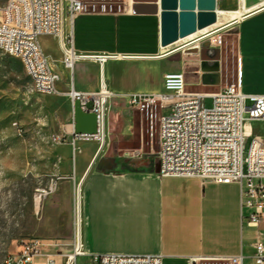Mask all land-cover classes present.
<instances>
[{
  "label": "crops",
  "instance_id": "obj_1",
  "mask_svg": "<svg viewBox=\"0 0 264 264\" xmlns=\"http://www.w3.org/2000/svg\"><path fill=\"white\" fill-rule=\"evenodd\" d=\"M240 2L248 11L240 18L217 25L206 35L216 44L217 35L234 31L231 33L233 58L223 50L212 48L213 44L204 45V51L195 53L200 54L201 70H195L196 74L188 68V61L179 56L180 47L169 52L162 50L165 45H162L160 11L134 13L127 11L128 3L120 13H82L72 27L66 26L73 31L75 49L86 56L75 63L79 66L78 80L75 69L72 74L62 73L53 60L52 67L62 76L57 85L62 93L58 94L67 97L73 108L63 130L74 146V179L82 180L81 242L90 257L102 253L162 254L164 264H178L177 261L191 258L218 259L240 253L251 259L256 228L242 218L239 185L160 176L158 161L145 148V133L150 131V126L154 129L159 115L150 118L144 109L127 112L129 107L120 98L151 85L155 80L151 71L155 67L160 68L161 91L166 73L188 72V87H199L188 91L215 92L235 84L246 94H264V0H215L216 13L219 7L235 8ZM53 39L60 51L57 39ZM210 48L216 52L208 53ZM185 53L189 52L185 50ZM101 55L108 56L102 65L97 58ZM64 73L69 82L72 80L74 87L83 92L99 91L103 77L114 95L109 104L114 106L116 123H120L119 133L127 135L128 140L138 139L139 146L119 148L109 155L106 146L101 148L97 140L77 137L74 106L66 94L69 82ZM116 96L123 102H115ZM111 123L107 113V131ZM245 131L249 137L264 135V119L247 120ZM57 260L64 261L59 256Z\"/></svg>",
  "mask_w": 264,
  "mask_h": 264
},
{
  "label": "built area",
  "instance_id": "obj_2",
  "mask_svg": "<svg viewBox=\"0 0 264 264\" xmlns=\"http://www.w3.org/2000/svg\"><path fill=\"white\" fill-rule=\"evenodd\" d=\"M87 0H8L0 6V50L24 59L38 77L36 91L58 94L62 91L57 81L61 74L52 67L40 39H57L66 62L86 56L74 46L73 26L76 17L87 10ZM105 4V3H104ZM117 13V12H113ZM223 35L214 39L221 45ZM213 43V41L211 40ZM82 55V56H77ZM79 57V58H78ZM100 64L107 55L97 56ZM66 94L74 105L80 101L82 109L96 114V134H76L85 140H98L101 148L107 133L109 101L114 95L101 78L97 92H83L68 83ZM106 90L104 95L102 91ZM212 98L206 107L204 100ZM132 109L147 110L150 118L157 116L156 103L161 109H170L159 115L158 174L162 177L199 178L202 181L237 183L240 190L241 215L256 228L252 242L251 264H264V135L251 137L245 131L247 120L264 119V94H246L235 84H228L215 92L188 91L182 72L166 73L160 93H131L121 95ZM92 102V108L88 104ZM62 136H55L61 142ZM47 195L48 190H39ZM44 195V196H45ZM74 237L71 242L32 237L18 242V250L9 253L6 264H74L87 254L81 242V208L75 209ZM66 249V250H65ZM57 256L64 259L59 263ZM248 256L218 258L228 264H244ZM95 264H164L162 254L126 255L91 254ZM200 258H191L197 260Z\"/></svg>",
  "mask_w": 264,
  "mask_h": 264
},
{
  "label": "rangeland",
  "instance_id": "obj_3",
  "mask_svg": "<svg viewBox=\"0 0 264 264\" xmlns=\"http://www.w3.org/2000/svg\"><path fill=\"white\" fill-rule=\"evenodd\" d=\"M7 1L0 0V6ZM87 1L88 11L120 13L133 0ZM130 10L132 11L129 5L127 11ZM216 26L210 32L214 31ZM233 32L227 31L223 35L221 45L213 44L209 39L202 41L201 38L180 47L178 54L188 61L187 66L194 73L195 70H200V54L185 53V50L198 48L202 52L205 50L203 45L213 44L212 48L223 50L233 58ZM41 44L62 73L66 71L72 74V70L64 66V56L58 50L53 37H43ZM215 52L216 49L208 50L210 54ZM74 69L78 80L79 66L75 64ZM151 72L155 77L154 82L132 93L161 92L160 68L155 67ZM64 75L65 80L69 82V77L65 73ZM184 76L187 80L188 72H184ZM56 81L57 85H60L59 81ZM198 88L196 85L188 87L186 84V90ZM114 101L123 102L117 96ZM212 101V98L206 97L205 106L210 107ZM112 108L114 106L110 102L108 114L112 123L104 140V147L109 150V155L119 148L130 149L140 144L138 139L128 140L127 135L119 133L120 123H116ZM72 110L71 102L63 94L38 93L21 59L0 50V264H4L9 253L18 250V242L23 239L42 237L63 239L67 242L73 240L76 195L78 189H82V180L79 177L74 179V146L63 130L69 123ZM133 111L130 107L127 109V112ZM169 112L170 109H161L160 102L156 103L157 115ZM150 128V131L145 133V148L150 150L153 159L158 161L159 117L155 118L154 129L151 126ZM55 136H62L61 142H55ZM98 143L101 144L99 141ZM44 189L49 193H43L37 208L36 196L40 194L39 190ZM252 261L246 259L244 264H250ZM177 263L228 264L220 259H186ZM74 264L95 263L86 254L78 257Z\"/></svg>",
  "mask_w": 264,
  "mask_h": 264
},
{
  "label": "water",
  "instance_id": "obj_4",
  "mask_svg": "<svg viewBox=\"0 0 264 264\" xmlns=\"http://www.w3.org/2000/svg\"><path fill=\"white\" fill-rule=\"evenodd\" d=\"M158 0L137 1L133 4L134 13H158L163 11L161 16L162 23V44L176 40L181 34H187L198 27H204L213 23L216 14L215 0ZM182 12L179 14L178 10ZM198 9V14L194 10ZM189 53H198V48L188 49ZM92 102L88 108H92ZM74 128L77 134H96L98 132L97 118L95 113L86 112L82 109L80 101L74 102Z\"/></svg>",
  "mask_w": 264,
  "mask_h": 264
},
{
  "label": "bare ground",
  "instance_id": "obj_5",
  "mask_svg": "<svg viewBox=\"0 0 264 264\" xmlns=\"http://www.w3.org/2000/svg\"><path fill=\"white\" fill-rule=\"evenodd\" d=\"M137 1H149V0H133V1L129 2V5H131L133 2L135 3ZM240 1H242V0H240ZM157 4L160 5V0H158ZM130 8H131V6H130ZM246 11H248V8H246L242 2H240V4L235 8L224 9V8L219 7L217 9V13H216V9L213 11L216 14V19L213 23H211L207 26H204V27H198L194 31L189 32L187 34H181L180 36H178V38L176 40L168 43V45L163 46L162 50L164 52H169L171 50H174L176 48L183 46L186 43H189V42L195 41L199 38H202L203 36L210 34L211 33L210 30H212L214 26L225 24L230 19L240 18ZM162 12L163 11L160 9L161 16H162ZM181 12H182V10L179 9L178 13L180 14ZM193 12L195 15L198 14V9H195ZM13 55L16 57H19L16 54H13ZM77 56H82V55H77ZM19 58L23 62V65H24L27 73L29 74V76L33 80V83L35 86L36 84H38V77H36L35 74L33 73V68H31L29 65H27V63L24 62V59L22 57H19ZM65 67L69 68L73 72V59L66 62ZM35 88H36V86H35ZM102 93H104V95H105L107 93V91L103 89ZM41 192H42V190H41ZM42 195H43V193H40L38 196H36L37 197V199H36L37 208L39 207V204L41 202V196ZM76 197H77L76 209L78 210L80 208V189H78ZM8 256L5 258L4 264H6V259L8 258Z\"/></svg>",
  "mask_w": 264,
  "mask_h": 264
},
{
  "label": "flooded vegetation",
  "instance_id": "obj_6",
  "mask_svg": "<svg viewBox=\"0 0 264 264\" xmlns=\"http://www.w3.org/2000/svg\"><path fill=\"white\" fill-rule=\"evenodd\" d=\"M203 40L202 41H204V40H206V39H210V36H205V37H203L202 38ZM204 46V45H203ZM205 47V46H204Z\"/></svg>",
  "mask_w": 264,
  "mask_h": 264
}]
</instances>
